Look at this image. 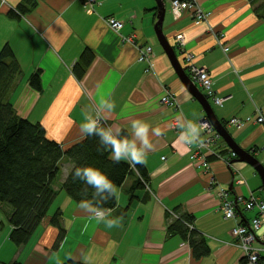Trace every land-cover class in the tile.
Here are the masks:
<instances>
[{"label": "crops", "instance_id": "obj_1", "mask_svg": "<svg viewBox=\"0 0 264 264\" xmlns=\"http://www.w3.org/2000/svg\"><path fill=\"white\" fill-rule=\"evenodd\" d=\"M22 1L0 0V51L9 44L22 69L9 97L18 115L40 122L50 139L68 147L84 137L80 124L86 114L95 116L103 97L115 104L112 111L102 112L107 126L114 133L124 129L130 134L132 121L144 120L150 124L152 148L142 163L148 172L147 185H138L137 175L132 174L116 189V207L105 211L120 219L119 226L111 229L90 218L91 214L61 188L73 167L64 157L58 173L59 177L64 168L62 177L53 183L58 196L52 205V213L58 209L62 213L63 238L60 229L52 225L39 227L28 243L17 247L0 235V261L242 264L243 250L235 244L231 231L238 223L251 222L257 210H241L236 218L227 219L220 208L218 189L230 190L231 197L264 199L263 179L251 163L236 160L238 155L231 164L226 162L223 157L230 146L223 138L214 147L220 155H208L209 169H199L190 159L176 117L192 120L198 127L206 111L177 75L158 40L154 28L157 1L98 0L94 10L88 11L83 0H37L35 8L20 14L16 9ZM163 1V33L174 45L181 64L186 68V53H191L196 65L206 66L216 94L223 98L221 105L210 101L217 117L238 145L264 166V125L255 122L257 108L264 114V0H197L209 12L208 19L200 23L190 13L174 9L170 0ZM108 16L124 21L121 34L107 25ZM179 33L185 39L181 48L176 43ZM119 34H135L140 45L152 44L151 71L139 60L138 46L123 42ZM224 45L229 50L225 51ZM85 48L95 56L78 78L75 66ZM38 70L42 90L30 84L31 75ZM166 89L178 97V109L161 102ZM233 116H251L252 121L244 126L227 122ZM156 127L161 129L159 136L151 132ZM180 213L193 217V229L209 247V253L201 258L193 255L188 240L168 230ZM11 230L10 225L7 237ZM257 233L264 237V221ZM260 262L264 263V255Z\"/></svg>", "mask_w": 264, "mask_h": 264}, {"label": "trees", "instance_id": "obj_2", "mask_svg": "<svg viewBox=\"0 0 264 264\" xmlns=\"http://www.w3.org/2000/svg\"><path fill=\"white\" fill-rule=\"evenodd\" d=\"M36 5L37 0H23L16 11L25 14ZM17 12L13 11L12 14L18 16ZM94 56L93 50L85 48L75 66L78 78H82ZM21 75V65L15 52L6 44L0 51V210L8 206L12 226L10 238L17 246L28 243L41 226L52 225L59 228L60 239L63 238L65 230L61 225L62 213L60 209L50 213V208L58 196L53 183L58 177L60 162L64 157L71 161L73 167L61 188L78 204L81 199L90 198L91 189L86 193L84 189L87 186L82 181L73 179L75 167L93 165L101 168L114 182L116 189L128 175L136 174L140 186H144L148 179V172L143 164L135 165V170L127 162H114L110 159L109 151L102 148L95 136L84 135L79 141L64 147L46 135L40 122L18 115L9 97ZM30 84L42 90L40 70L31 75ZM98 126L108 127L106 124ZM120 133L129 135L124 129ZM116 204L117 196L114 195L104 203L103 210L113 209ZM192 221L190 214L180 213L179 217L172 219L168 230L170 234H180L188 240L193 255L201 258L209 253V247L197 231L190 228ZM2 224L3 221L0 220V226ZM12 264L25 263L15 261ZM55 264L86 263L69 259Z\"/></svg>", "mask_w": 264, "mask_h": 264}, {"label": "built area", "instance_id": "obj_3", "mask_svg": "<svg viewBox=\"0 0 264 264\" xmlns=\"http://www.w3.org/2000/svg\"><path fill=\"white\" fill-rule=\"evenodd\" d=\"M84 6L88 11H93L98 0H83ZM172 7L181 13H190L192 19L197 23L205 21L208 19L209 12L202 9L197 0H170ZM107 25L114 31L120 33L124 27V21L117 19L114 16H108L106 18ZM121 34V33H120ZM119 34V35H120ZM123 42L134 43L138 46L139 49V60L146 62L148 65L147 71H151L154 68V49L152 44L143 43L140 45L136 39L135 34L129 36H123ZM178 46H184V35L179 33L176 36ZM224 50H229L228 46H223ZM186 70L190 78L195 82L196 85L201 87L203 93L208 97V99L217 105L223 104V98L216 94L213 78L209 70L203 66H198L193 62V55L191 53H186ZM161 102L165 105H170L179 107V99L174 92H171L169 89H166L165 93L161 97ZM257 117L255 122L264 125V114L262 109H256ZM103 117V116H102ZM252 121L251 116L245 118L233 116L228 119L227 122L235 124L238 126H244L248 122ZM106 124L107 122L103 118L99 125ZM198 127L201 129L200 142L196 144H188V149H190V159L199 169H209L210 160L208 155L211 153L218 154L214 152V147L218 141L222 138L221 135L217 132L214 125L209 120H200L198 122ZM224 149V148H223ZM229 152L223 157L226 159V162L231 164L232 160L237 157V153L231 148L227 147ZM136 170V167L134 166ZM239 183H244L243 179H238ZM147 185V184H146ZM218 195L220 198V208L224 212V215L227 219L236 218L241 210H257V214L252 218L249 223H238L232 229V234L235 237V244L243 250L244 261L242 264H262L260 261L264 255V237H259L257 231L260 229L264 221V199H259L255 195H250L249 197H244L241 195L231 197L230 190L225 188L218 189ZM241 207V208H240ZM177 217V215H176ZM190 228L193 229L194 225L189 224ZM264 264V263H263Z\"/></svg>", "mask_w": 264, "mask_h": 264}, {"label": "clouds", "instance_id": "obj_4", "mask_svg": "<svg viewBox=\"0 0 264 264\" xmlns=\"http://www.w3.org/2000/svg\"><path fill=\"white\" fill-rule=\"evenodd\" d=\"M115 104L101 97L99 101L98 111L95 116L85 115L84 121L80 124V129L86 137L95 136L98 138L99 144L103 149L109 151L110 159L114 162H127L129 166L134 167L142 164L146 160L147 151L152 148L149 137L150 124L141 119H134L131 123V133L129 135H121L120 130L113 132L111 127L98 126L103 119V110L112 111ZM177 126L182 130L180 138L188 144L199 143L201 129L197 127L192 120H183L180 116L176 117ZM153 135L159 136L161 129L159 127L151 128ZM129 136L131 138H129ZM73 179L82 181L87 188V193L91 189L90 198H84L79 201V206L87 210L92 219L97 223H103L107 228L119 226V217H110L103 210V205L111 199L116 193V186L107 173L99 167L93 165L75 167ZM85 224L84 230L87 229ZM113 247L115 241L112 242Z\"/></svg>", "mask_w": 264, "mask_h": 264}, {"label": "water", "instance_id": "obj_5", "mask_svg": "<svg viewBox=\"0 0 264 264\" xmlns=\"http://www.w3.org/2000/svg\"><path fill=\"white\" fill-rule=\"evenodd\" d=\"M157 6H158V13H157V21L155 22V32L157 34L158 40L164 50L166 51V54H168L176 72L178 73L180 79L183 81L187 89L194 95V97L201 103V106L206 111V117H204L202 120H209L217 130V132L221 135L228 145L237 153L238 157L236 160L241 161H248L252 164L253 167L256 168V170L259 172L263 179V191H264V166L261 164V162L251 154V152L243 149L238 145V143L235 141V139L231 136V134L227 131L226 127L223 126L224 124L219 120V117H217L213 105L208 99V97L202 92V90L199 88L198 85L195 84V82L190 78L189 74L186 72V69L183 67V65L180 62V59L178 57V54H176V49L174 45H172L167 38L166 34L163 33V24L166 14V5L165 1L163 0H156ZM233 184H231V187Z\"/></svg>", "mask_w": 264, "mask_h": 264}, {"label": "rangeland", "instance_id": "obj_6", "mask_svg": "<svg viewBox=\"0 0 264 264\" xmlns=\"http://www.w3.org/2000/svg\"><path fill=\"white\" fill-rule=\"evenodd\" d=\"M215 107V106H214ZM64 172V168H62L61 170V173L57 179V181L60 180V178L62 177V173ZM53 208L51 207L50 208V213L52 212ZM9 210H8V206L5 208H3V210H0V220L3 221V224L0 226V229H1V237H4V239H8L10 243H12V245H16L14 242H12L11 238H10V235L9 237L6 236V233H7V229L8 227H10V222H9ZM49 226V225H48ZM43 227H47V226H43ZM3 230V231H2ZM11 232V231H10ZM2 240V238H1ZM6 245V244H5ZM17 247V245L15 246ZM1 252H4V251H1ZM20 262H22L20 259L18 260ZM15 262V261H14ZM3 264V263H2ZM12 264V263H10Z\"/></svg>", "mask_w": 264, "mask_h": 264}]
</instances>
